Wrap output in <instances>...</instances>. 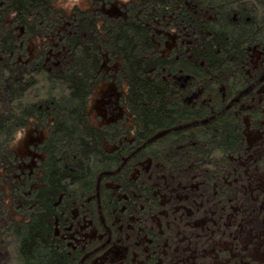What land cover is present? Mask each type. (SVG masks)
<instances>
[{
    "label": "trees",
    "instance_id": "1",
    "mask_svg": "<svg viewBox=\"0 0 264 264\" xmlns=\"http://www.w3.org/2000/svg\"><path fill=\"white\" fill-rule=\"evenodd\" d=\"M0 3V264H71L69 209L98 185L118 213L138 184L159 190L157 264H264V99L229 112L216 95L263 41L264 0ZM146 158L152 181L135 178Z\"/></svg>",
    "mask_w": 264,
    "mask_h": 264
},
{
    "label": "flooded vegetation",
    "instance_id": "2",
    "mask_svg": "<svg viewBox=\"0 0 264 264\" xmlns=\"http://www.w3.org/2000/svg\"><path fill=\"white\" fill-rule=\"evenodd\" d=\"M244 46V57H247V60H243L239 67L242 80H239L237 85L233 82L232 88L222 83L223 85L220 84L216 89V95L223 103L222 111L228 109L230 112V108L235 107L242 99H264V39L261 42L246 43ZM232 72L235 73L234 70ZM199 95L200 93L196 92L194 97ZM232 114L236 115V111ZM179 128L171 126L159 130L150 140L171 131L175 132ZM26 132L33 134L30 130ZM33 136L40 138V135ZM128 143L132 144V141ZM121 158L123 162L127 159ZM139 165L135 178L141 176L152 181L154 175L151 158L139 161ZM138 185L140 187L133 190L138 194L135 193L133 198H129L122 206V211L118 207V213L109 211L106 217L102 214L104 209L100 203L98 185L78 206L69 209V214L65 217L68 222H61L60 228L57 227L56 230H59L57 235L60 234L59 238L65 244L66 256L70 258L71 264H157L158 252L165 250L168 245L165 239L167 226L156 219L154 208L149 205V202L154 203L155 194L159 190L155 189L153 184L149 188ZM142 195H146L143 197L146 202H140L143 198L139 196ZM159 196L163 203V194ZM95 217L96 220H93ZM7 249V244L0 235V260L10 258Z\"/></svg>",
    "mask_w": 264,
    "mask_h": 264
},
{
    "label": "rangeland",
    "instance_id": "3",
    "mask_svg": "<svg viewBox=\"0 0 264 264\" xmlns=\"http://www.w3.org/2000/svg\"><path fill=\"white\" fill-rule=\"evenodd\" d=\"M1 3H0V7H1ZM21 31H22V29H20ZM20 34H23V36H22V38H21V42H20V48H19V50L18 49H16V51L15 52H12V58L14 59V61H11V62H13V63H15V59H16V57L18 56V54L20 53V52H26V49L28 50V45H29V36H30V34L28 33V32H19ZM28 39V41H27V39ZM26 48V49H25ZM18 62V61H17ZM14 65V64H13ZM32 139H34V136L30 133V132H25L23 135H22V138H21V142H20V145H21V150H24L25 149V147H26V144L30 141V140H32ZM3 224L0 222V235H1V237H2V239H3V242L4 243H6V238H5V236H4V234H3V226H2Z\"/></svg>",
    "mask_w": 264,
    "mask_h": 264
}]
</instances>
